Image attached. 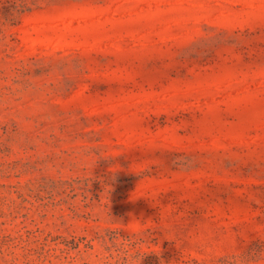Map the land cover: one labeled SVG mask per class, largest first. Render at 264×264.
I'll list each match as a JSON object with an SVG mask.
<instances>
[{
    "label": "rangeland",
    "instance_id": "1",
    "mask_svg": "<svg viewBox=\"0 0 264 264\" xmlns=\"http://www.w3.org/2000/svg\"><path fill=\"white\" fill-rule=\"evenodd\" d=\"M0 264H264V0H0Z\"/></svg>",
    "mask_w": 264,
    "mask_h": 264
}]
</instances>
